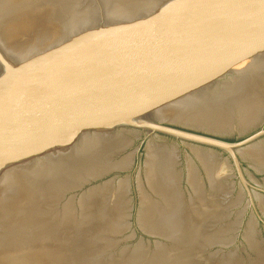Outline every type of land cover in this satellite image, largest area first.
<instances>
[{"label": "water", "instance_id": "1", "mask_svg": "<svg viewBox=\"0 0 264 264\" xmlns=\"http://www.w3.org/2000/svg\"><path fill=\"white\" fill-rule=\"evenodd\" d=\"M0 264H264V0H0Z\"/></svg>", "mask_w": 264, "mask_h": 264}]
</instances>
